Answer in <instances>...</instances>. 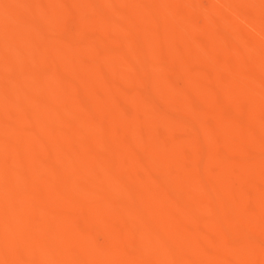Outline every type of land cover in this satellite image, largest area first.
<instances>
[{"label":"bare ground","instance_id":"1","mask_svg":"<svg viewBox=\"0 0 264 264\" xmlns=\"http://www.w3.org/2000/svg\"><path fill=\"white\" fill-rule=\"evenodd\" d=\"M0 264H264V0H0Z\"/></svg>","mask_w":264,"mask_h":264}]
</instances>
